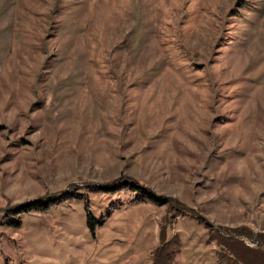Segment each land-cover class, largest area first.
Wrapping results in <instances>:
<instances>
[{"label": "rangeland", "instance_id": "1", "mask_svg": "<svg viewBox=\"0 0 264 264\" xmlns=\"http://www.w3.org/2000/svg\"><path fill=\"white\" fill-rule=\"evenodd\" d=\"M177 238L264 264V0H0V264Z\"/></svg>", "mask_w": 264, "mask_h": 264}, {"label": "trees", "instance_id": "2", "mask_svg": "<svg viewBox=\"0 0 264 264\" xmlns=\"http://www.w3.org/2000/svg\"><path fill=\"white\" fill-rule=\"evenodd\" d=\"M121 185L123 186H127L129 188H132L133 190H136L137 188L133 185L132 182H125L123 181V183H121ZM101 188V187H100ZM99 190V189H97ZM105 191H111V190H114V188H106V189H103ZM71 196L74 197V195H69L68 193H64L62 196H59V197H55V198H52L44 203H41L39 202L40 204H36L35 203H31L29 206H27L28 208H24L22 209L21 211H19L18 213H21V212H24L26 210H28L29 208L30 209H33V208H36V207H47V206H50V205H53V204H57L58 202H60V198L62 199H69ZM146 197L149 198L150 200H154V203L155 204H160L159 202L157 203V201L152 197V195H147L146 194ZM45 206H44V205ZM38 205V206H37ZM45 207V208H46ZM44 208V209H45ZM12 224L13 226H18L17 223H10ZM86 224H87V227L89 229L90 232L94 231L95 228H96V225H95V222H93L90 217H87V221H86ZM179 243H180V239L177 238V239H174V240H171V241H166L164 240L162 243H161V246L157 247V249L155 250V254L153 255L152 259H151V264H173L174 262V259H175V254H176V249L178 248L179 246ZM259 249V248H258ZM257 249H255L254 252H256ZM256 254V253H255ZM178 255V254H177ZM176 255V256H177ZM230 255L229 258L233 259L234 261L232 262V264H245L244 263V260H239L238 257L236 256V253L235 252H230ZM220 256L218 255V260H217V264H219V261H220Z\"/></svg>", "mask_w": 264, "mask_h": 264}]
</instances>
